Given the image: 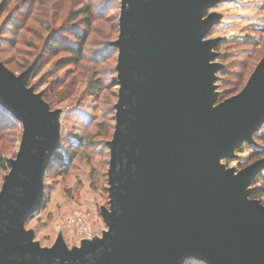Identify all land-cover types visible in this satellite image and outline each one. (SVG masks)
<instances>
[{
  "label": "water",
  "instance_id": "95a60500",
  "mask_svg": "<svg viewBox=\"0 0 264 264\" xmlns=\"http://www.w3.org/2000/svg\"><path fill=\"white\" fill-rule=\"evenodd\" d=\"M216 2L121 0L107 229L71 252L61 237L41 247L25 227L43 198L58 112L27 85L31 66L16 73L0 60V103L23 126L0 188V264H264V203L249 197L264 158L236 174L214 168L264 122V57L214 103L217 42L202 36Z\"/></svg>",
  "mask_w": 264,
  "mask_h": 264
},
{
  "label": "rangeland",
  "instance_id": "374dc122",
  "mask_svg": "<svg viewBox=\"0 0 264 264\" xmlns=\"http://www.w3.org/2000/svg\"><path fill=\"white\" fill-rule=\"evenodd\" d=\"M31 1L27 0V7L20 10V0H9L7 11L0 18V56L8 62L10 69L16 68L13 70L16 73H21L30 66L35 68L36 55L33 53L38 52L32 48L33 43L40 45L50 30L67 21L68 17L77 19L82 16L78 12L69 14V11L79 8L80 0H40L37 4L33 0V9L29 13ZM89 1L95 16L82 66L59 68L54 61L64 53L57 54L33 71L28 85L41 95L46 92L52 96L49 97V102L44 97L43 99L50 110L58 112L57 146L61 140L63 144L69 140L73 144H78L80 140L84 143L78 148L67 171L49 174L45 178L43 197L49 198L48 205L26 223V229L34 234L32 242L43 248H50L61 237L69 252L81 247L83 236L78 229L67 223V219L77 209H81L89 216L93 234L102 236L103 230L107 229L102 209L109 208L110 204L107 173L110 155L105 142L111 140L114 133L110 123L113 121L112 106L116 101L119 85H113L114 52L110 50L108 42L112 37H116L115 41L119 35L114 19L120 15V4L118 0ZM100 7L103 12H98ZM210 15H216L218 21L204 32L202 41L217 42L210 49L215 56L209 61L219 66L213 72L214 87L211 90L215 93L214 103L217 104L239 92L264 57V0H218L204 9L203 18ZM13 17L23 26L22 30L11 26L12 22H17ZM81 19L72 24L79 27ZM18 30L20 31L17 32ZM66 34L73 36L71 30ZM30 60L31 63L22 68L21 65ZM98 72H102L103 81L101 89L95 92L96 88L88 87V82L92 77L97 78ZM236 74H243L244 78L239 87L236 86ZM61 84H64L62 87L65 91L55 93L56 90L63 89L59 88ZM262 128L264 122L252 134L251 141H243L237 145L232 156L222 155L214 168L231 170L236 174L243 167L264 158V141L255 136ZM22 135L23 126L18 122L3 126L0 130V152L8 159L9 164L16 156ZM9 170L0 168V188ZM259 172L264 173V167ZM252 181L251 190L254 186ZM257 184L264 185V177ZM261 201L264 203V198ZM182 264H189L188 259Z\"/></svg>",
  "mask_w": 264,
  "mask_h": 264
},
{
  "label": "trees",
  "instance_id": "16d2710c",
  "mask_svg": "<svg viewBox=\"0 0 264 264\" xmlns=\"http://www.w3.org/2000/svg\"><path fill=\"white\" fill-rule=\"evenodd\" d=\"M21 3L18 4V6L21 9H25L27 6L26 1L27 0H20ZM35 3L37 4L38 1L40 0H34ZM62 1V0H59ZM119 4L121 6V0H118ZM8 2L9 0H3L0 3V18L4 15V13L7 11V7H8ZM91 1L89 0H80V6L79 8H77L76 10H71L69 11V14H73L75 12H78L79 14H81L82 16L79 18H82V23L79 27H76L77 25L72 24L74 23L76 20H78L79 18L76 19V17H68L67 21H63L62 23H60V25L57 27H53L50 30V33L48 34V36L44 37L42 43L40 45H38L37 43H30V45L32 46V48L37 52L33 53L34 56L36 55L35 59V68L32 67V72L29 75V78L27 80V85H30V79L31 76L33 74V71L35 69L40 68L43 64H45L46 62H49L52 58H54L55 56H57V54L60 53H64V55H61V57H58L57 59H55L54 63H56L59 68L61 67H65V66H69V65H74V66H82V62L84 60V55L86 52V48L88 45V40L90 38V34L92 32V27H93V23H92V19L95 16V12L93 11V8L90 4ZM33 9V0L31 1V5L29 7V13L30 11ZM98 12H103V9L98 8ZM35 12V10L32 12V14ZM29 13L27 14V16L29 15ZM29 16V18L31 17V15ZM119 14L116 16L117 18H115V29L116 32L119 31ZM13 19H15V21L17 22H12L11 26H13L17 29H23V26H21L20 22H18V19H16L15 17H13ZM113 20V21H114ZM114 28V26H113ZM73 34V36L69 37L67 36L66 33L70 32ZM20 30H18L17 32H19ZM73 31V32H72ZM116 37H112L111 40L108 42V46H110V50L112 52H114V71L112 74H114V84L118 87L119 83H118V75H117V69H116V65L115 63H117L118 60V47H116L113 42L114 39ZM19 40V39H18ZM0 60L3 61L5 63V65L8 67V62H6L5 60H3L0 56ZM31 63V60L23 65L22 68H26L29 64ZM11 70H16V68H12ZM23 70V69H21ZM237 75V74H236ZM97 78L92 77V79H90V81L88 82V87L92 88L95 87L96 91H98V89H101L102 86V72H98V74L96 75ZM236 86H240L243 83V74H239L236 76ZM64 84L59 85V88H63ZM65 91L64 88L63 89H58L55 91V93H60ZM42 97H44V99L49 102V97L52 98L51 95H49L48 93L44 92L42 94ZM116 101L118 98V94L116 92L115 95ZM115 101V103H116ZM115 103L112 106V111H113V121L110 123L112 126V130H114V125H115V114H116V108H115ZM14 122H18L20 123V125L22 124L8 109H6L1 103H0V130L2 129L3 126H9L10 124L14 123ZM263 130L261 131H257L255 133V136L258 137V139L264 141V128H262ZM108 141L107 140L105 142V147L106 150L109 152L110 155V150H109V146H108ZM84 143H82V141L80 140L78 144H73L72 142L67 141L65 144L61 142L59 143V145L56 147L54 153L51 156V159L49 161V164L46 168L45 171V176H44V181L45 178L49 175V174H62L63 172L67 171L69 168V163L75 158L77 152H78V148H80L81 146H83ZM258 154H260L258 152ZM0 168L1 170H9L10 168V164L8 162V159L4 158L2 156V153L0 152ZM264 177V173L259 172L252 180L254 186L249 194V196L251 198H258V199H263L264 198V185H258V181L261 180V178ZM43 181V191H45V182ZM251 185V184H250ZM49 202V198H42L40 205L38 206V208L28 216V218L25 221V227H26V223L33 218L34 215L40 213L43 209L46 208V206L48 205ZM189 264H207L206 262H204L203 260L197 259V258H189L188 259Z\"/></svg>",
  "mask_w": 264,
  "mask_h": 264
},
{
  "label": "built area",
  "instance_id": "2783aa9c",
  "mask_svg": "<svg viewBox=\"0 0 264 264\" xmlns=\"http://www.w3.org/2000/svg\"><path fill=\"white\" fill-rule=\"evenodd\" d=\"M67 223L78 229L81 232L83 238H93L96 236L93 234L89 225V216L81 209H77L73 216L67 219Z\"/></svg>",
  "mask_w": 264,
  "mask_h": 264
}]
</instances>
